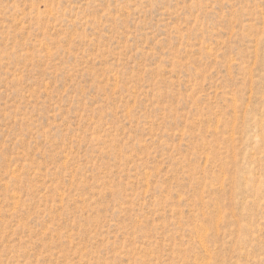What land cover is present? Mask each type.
<instances>
[{"label": "rangeland", "instance_id": "1", "mask_svg": "<svg viewBox=\"0 0 264 264\" xmlns=\"http://www.w3.org/2000/svg\"><path fill=\"white\" fill-rule=\"evenodd\" d=\"M0 264H264V0H0Z\"/></svg>", "mask_w": 264, "mask_h": 264}, {"label": "bare ground", "instance_id": "2", "mask_svg": "<svg viewBox=\"0 0 264 264\" xmlns=\"http://www.w3.org/2000/svg\"><path fill=\"white\" fill-rule=\"evenodd\" d=\"M263 121V120H262ZM233 198V197H232ZM221 222V221H220ZM201 229V228H200ZM201 232V231H200ZM205 234V233H204ZM204 237H206V236H204ZM200 238H201V236H200ZM204 239V238H203ZM211 255V254H210ZM210 258V257H209ZM212 259V258H211ZM209 261V260H208ZM211 262V261H210Z\"/></svg>", "mask_w": 264, "mask_h": 264}]
</instances>
